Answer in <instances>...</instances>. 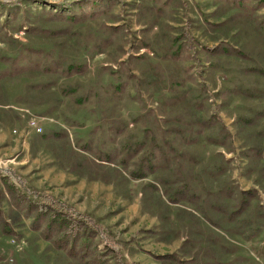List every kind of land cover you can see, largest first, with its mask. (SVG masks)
<instances>
[{
	"label": "rangeland",
	"instance_id": "obj_1",
	"mask_svg": "<svg viewBox=\"0 0 264 264\" xmlns=\"http://www.w3.org/2000/svg\"><path fill=\"white\" fill-rule=\"evenodd\" d=\"M21 2L0 5V217L14 219L5 172L30 200L49 196L98 227L94 242L120 264H158L166 253L264 264V0ZM91 7L83 20L62 18ZM45 81L39 98L16 99ZM30 114L41 133L27 126ZM143 140L166 156L132 177L142 152L126 169L122 159ZM85 143L113 161L74 168ZM9 228L0 226V264H78L24 209Z\"/></svg>",
	"mask_w": 264,
	"mask_h": 264
},
{
	"label": "trees",
	"instance_id": "obj_2",
	"mask_svg": "<svg viewBox=\"0 0 264 264\" xmlns=\"http://www.w3.org/2000/svg\"><path fill=\"white\" fill-rule=\"evenodd\" d=\"M32 1H40L45 4H49V0H32ZM93 6H100L99 4L105 2L106 4H110L112 0H90ZM21 0H13L10 3L1 2L0 5L7 8L19 9L21 8ZM80 6V3H77ZM51 7H59L64 10L72 9L73 5L64 2H54V5L49 4ZM89 13L76 14L72 13L62 18L68 19L69 22H73V20H83L85 18L84 14H92L94 10L92 9ZM29 29L31 27H28ZM28 29V30H29ZM216 50L221 51L220 47H215ZM32 50L28 48V51ZM100 50V49H99ZM224 52H229L230 49H223ZM233 52V51H231ZM37 60L41 59V55L39 51H33ZM28 62L24 66H19V68H31V62ZM44 63V68H46V63ZM49 63V62H48ZM18 66V63H17ZM49 66V65H48ZM75 65H69L66 67L69 72H74L76 70ZM82 69L81 67H78ZM172 83H177V81H172ZM51 83L49 81L38 82L27 84L25 88V92L22 95L17 96L18 101L28 103L30 100L27 98V94L33 93L36 98H39L40 92L45 91ZM174 86V85H173ZM175 89V87H174ZM42 102V101H39ZM58 104H53L47 107V113L54 111L57 108ZM151 150L146 149L147 144L145 140L139 141L134 145H129L130 152L128 158H123L124 168H127L126 160L132 159L134 156L136 157L140 152V164L137 163L136 169L130 173L132 177H143L146 176L147 172H153L157 166H159L161 159L166 156L164 151L165 145H160L156 140L151 143ZM158 146V147H157ZM81 149L86 153H81V158H79V163L77 161H73L72 166L74 168L82 167V165L86 164L87 166H94L93 163L102 166V163L99 161H104L111 163L113 159L111 156L107 154H97L90 156L89 150L91 149L90 144L85 143ZM80 153V152H79ZM93 162V163H92ZM76 164V165H75ZM73 168V167H72ZM101 168V167H100ZM147 171V172H146ZM2 185L4 187V192L11 199L10 206L13 208V220L12 218L3 219L0 217V226L5 233H12L9 228L10 222L15 221L20 217V211L24 209L26 216L31 218V227L33 230L39 232L42 238L48 241L55 249L58 251H63L70 258L75 259L78 264H109L108 259H105L108 254H112L116 257V252L105 245V251L101 252L99 249V244L94 242V236L98 231V227H87V223L84 222L80 217H75L63 203L55 201L51 199L49 196H43L39 200H30L26 196L22 195L16 190L14 184L8 179V177L1 178ZM3 192V194H4ZM180 195L183 196L186 192H189L187 189L182 188ZM254 191H246L245 194H252ZM194 195V194H193ZM248 198V197H247ZM250 198V197H249ZM249 198L247 200H249ZM114 257V258H115ZM158 264H190V259H182L176 253H166L162 255H155ZM116 263H119L118 258L116 257Z\"/></svg>",
	"mask_w": 264,
	"mask_h": 264
},
{
	"label": "built area",
	"instance_id": "obj_3",
	"mask_svg": "<svg viewBox=\"0 0 264 264\" xmlns=\"http://www.w3.org/2000/svg\"><path fill=\"white\" fill-rule=\"evenodd\" d=\"M26 112H28V111L26 110ZM37 119H38L37 117H34L32 114H30L28 116L27 126L30 127L31 129H33L35 132L41 133L42 132V128H41V126L38 125V123H37L38 120ZM3 175L6 176V177H9L13 184H17V180H18L17 178H15L16 179L15 180L9 174H7L5 172H3Z\"/></svg>",
	"mask_w": 264,
	"mask_h": 264
}]
</instances>
